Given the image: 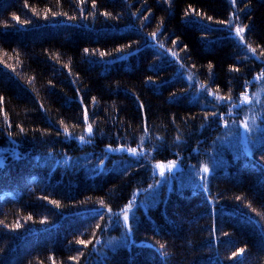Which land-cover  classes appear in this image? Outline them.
<instances>
[{
  "label": "trees",
  "instance_id": "trees-1",
  "mask_svg": "<svg viewBox=\"0 0 264 264\" xmlns=\"http://www.w3.org/2000/svg\"><path fill=\"white\" fill-rule=\"evenodd\" d=\"M92 3L0 0V264H264V0Z\"/></svg>",
  "mask_w": 264,
  "mask_h": 264
},
{
  "label": "snow or ice",
  "instance_id": "snow-or-ice-1",
  "mask_svg": "<svg viewBox=\"0 0 264 264\" xmlns=\"http://www.w3.org/2000/svg\"><path fill=\"white\" fill-rule=\"evenodd\" d=\"M83 2H84V0H81V3H83ZM233 2H234V0H233ZM92 7H96L95 0H93ZM16 19H19V18L16 17ZM243 32H244V29H243V28H240V27L236 28V33H237L238 36H240L241 40H243V36H242V33H243ZM153 35H155V34H153ZM86 51H87V50H86ZM253 51H254V50H253ZM218 99H219V97H218ZM244 102H249L247 96L244 97ZM244 129H245V131H250V129H249L247 123L244 124ZM65 130L67 131V129H65ZM86 130H87L88 134L91 135V134H92V125H91V124H88V127H87ZM83 139H84V137H81V140H83ZM128 151H130L133 155H136V154H137V152H136L135 149H129ZM175 167H176L175 162H173V163H171V164H168V165H163V164H158V165H157V168L160 169V175H161V176H164V174H165V169H166V168H167L168 171H171V170L174 169ZM203 172H204V173H208V172H209V169H208L207 166H205V167L203 168ZM50 203L55 204L57 207H59V204H58V202H56V201H50ZM131 207H132V205L129 204V205H128V209H126L125 212H124L123 219H124L125 224H127L128 221H129V215H128V212H129V210L131 209ZM29 219H31V217H29ZM18 226H19V225H18ZM79 243H80V244H86V242L83 241V240L79 241ZM87 243H91V241H88ZM243 251H244V250L241 249V250H240V253L243 254Z\"/></svg>",
  "mask_w": 264,
  "mask_h": 264
},
{
  "label": "rangeland",
  "instance_id": "rangeland-1",
  "mask_svg": "<svg viewBox=\"0 0 264 264\" xmlns=\"http://www.w3.org/2000/svg\"><path fill=\"white\" fill-rule=\"evenodd\" d=\"M245 130V129H244Z\"/></svg>",
  "mask_w": 264,
  "mask_h": 264
}]
</instances>
